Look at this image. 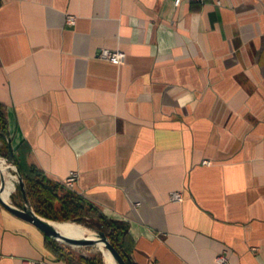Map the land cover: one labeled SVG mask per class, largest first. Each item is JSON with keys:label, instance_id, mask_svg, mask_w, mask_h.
Masks as SVG:
<instances>
[{"label": "crops", "instance_id": "crops-1", "mask_svg": "<svg viewBox=\"0 0 264 264\" xmlns=\"http://www.w3.org/2000/svg\"><path fill=\"white\" fill-rule=\"evenodd\" d=\"M0 103L134 264H264V0H0ZM26 260L67 264L0 204V264Z\"/></svg>", "mask_w": 264, "mask_h": 264}, {"label": "trees", "instance_id": "trees-1", "mask_svg": "<svg viewBox=\"0 0 264 264\" xmlns=\"http://www.w3.org/2000/svg\"><path fill=\"white\" fill-rule=\"evenodd\" d=\"M8 124L4 106L0 103V155L7 157L18 168L24 181L26 195L32 202L34 210L41 216L56 221H75L83 223L90 216L91 224L96 230H102L112 245L120 252L126 261L134 264L127 244V225L117 219L106 217L97 207L83 199L61 181H55L46 176L34 165H28L22 155V149H11L8 141ZM12 151V154H11ZM46 247L56 257L67 264H104L101 253L92 257L73 255L58 241L45 236Z\"/></svg>", "mask_w": 264, "mask_h": 264}, {"label": "water", "instance_id": "water-1", "mask_svg": "<svg viewBox=\"0 0 264 264\" xmlns=\"http://www.w3.org/2000/svg\"><path fill=\"white\" fill-rule=\"evenodd\" d=\"M15 168L19 175L18 178L19 190L23 201L20 204V206H16L15 204L7 202L6 200L3 199L1 192L4 190L5 180L3 175H1L0 173V204L6 210L32 223L45 236L53 240L60 241L72 246H88V245H98V243H102L103 246L111 253L116 264H130V261H126L124 257L120 254V252L112 245V243L110 242L104 231L96 230V232L92 233L91 235H86L82 237H72L64 234L60 229L56 228L52 223L53 220H50L38 214L30 205L29 199L26 195L25 185L22 176L17 166H15ZM0 171H1V167H0ZM102 254L104 256L103 251Z\"/></svg>", "mask_w": 264, "mask_h": 264}, {"label": "bare ground", "instance_id": "bare-ground-1", "mask_svg": "<svg viewBox=\"0 0 264 264\" xmlns=\"http://www.w3.org/2000/svg\"><path fill=\"white\" fill-rule=\"evenodd\" d=\"M0 167H1V175H3L4 179H6L4 190L1 192V195L4 200L9 201V197L11 192L15 189V180L16 175L13 174L10 170L14 169V166L8 164L3 157L0 156ZM53 225L60 229L64 234L72 236V237H82L86 235H91L89 228L82 223H78L75 221H53ZM98 247L104 253V264H116L114 258L111 253L103 246L102 243H98Z\"/></svg>", "mask_w": 264, "mask_h": 264}, {"label": "rangeland", "instance_id": "rangeland-1", "mask_svg": "<svg viewBox=\"0 0 264 264\" xmlns=\"http://www.w3.org/2000/svg\"><path fill=\"white\" fill-rule=\"evenodd\" d=\"M1 157H3V156H1ZM3 159H5V161L8 164H11V165L14 166V169H11L10 171L13 174L16 175L15 189H14L13 192H11L10 197H9V201H10V203L15 204L16 206H20V204L22 203L23 200H22L21 193H20V190H19V183H18L19 175H18V172L16 171V168H15L16 165L12 161H10L7 157H3ZM4 180H5V183H6V179H4ZM29 202H30V205L32 206V202L31 201H29ZM32 208H33V206H32ZM91 219L92 218L90 216L86 217L82 224L89 228V230H90L89 232L90 233H95L96 229L93 226V224H91ZM50 220H52V219H50ZM53 221H56V220H53ZM58 243L63 245L64 248L67 249L69 252H71L73 255H83V256H86V257H92V256L96 255L97 253H101L102 260H103V263H104V257H103L102 251L98 247V245L72 246V245H69V244H66V243H63V242H60V241H58Z\"/></svg>", "mask_w": 264, "mask_h": 264}, {"label": "built area", "instance_id": "built-area-1", "mask_svg": "<svg viewBox=\"0 0 264 264\" xmlns=\"http://www.w3.org/2000/svg\"><path fill=\"white\" fill-rule=\"evenodd\" d=\"M162 1H167V0H162ZM174 6H178L182 0H170ZM196 1H203V0H196ZM68 21H73V16H68ZM97 57L101 59H105L107 61H110L112 63H123L125 56L123 52L120 51H113L110 49L102 48L98 51ZM204 163H208V161L204 160ZM77 179V173L75 171H71L68 176L64 179V184L67 187H71L74 181ZM182 198V193L179 191H173L170 193V199L177 201L181 200ZM218 262L224 263L225 262V257L220 255L217 257ZM40 261L37 260H26L25 264H40Z\"/></svg>", "mask_w": 264, "mask_h": 264}]
</instances>
